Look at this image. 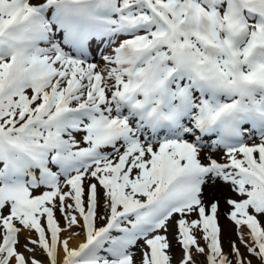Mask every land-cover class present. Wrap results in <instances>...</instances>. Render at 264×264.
<instances>
[{
  "label": "snow or ice",
  "instance_id": "6c2138e0",
  "mask_svg": "<svg viewBox=\"0 0 264 264\" xmlns=\"http://www.w3.org/2000/svg\"><path fill=\"white\" fill-rule=\"evenodd\" d=\"M0 165V264H264V0H0Z\"/></svg>",
  "mask_w": 264,
  "mask_h": 264
},
{
  "label": "rangeland",
  "instance_id": "374dc122",
  "mask_svg": "<svg viewBox=\"0 0 264 264\" xmlns=\"http://www.w3.org/2000/svg\"><path fill=\"white\" fill-rule=\"evenodd\" d=\"M31 3H43L45 2V0H30ZM50 16V13H49ZM98 45L94 42L92 45V51L94 55H97V57H99L98 53H96V49H97ZM94 62H96L100 68H103V61L100 59V57L98 59H95ZM100 68H98V70H100ZM79 139V137H77ZM211 143V141H209ZM258 142V141H257ZM217 157L219 158L220 156H222V152H217L216 153ZM1 166V165H0ZM63 178L61 177V180ZM46 188H40L37 189L33 192V195H39L41 192L46 191ZM227 211V207L226 205H224L223 200H221V214H220V219H219V226L222 229V244H223V250L225 251V253H228L230 251V244L235 243L238 247H240L241 251L244 252V247H243V243L241 242V236L244 238V240H247V230L246 229H237L236 226L229 221L226 216L224 215V212ZM102 214V213H101ZM56 216L58 219H60V213L57 212ZM194 218V217H192ZM61 224L63 225V221L61 220ZM77 232H79V229H76ZM26 235L28 236L29 233H26ZM26 235H21L20 236V244L23 245L26 243ZM33 238H35V235L32 234ZM64 236H67V233L64 234ZM79 238L83 239V236L81 234V236ZM72 241V240H71ZM70 241V242H71ZM201 246H203V241H200ZM29 247H31V245H29ZM22 250V249H21ZM27 255V254H26ZM35 256L37 259L39 260H43L44 257L42 255V253L37 250V252L35 253ZM172 256H173V261L172 264H179V261L181 259L182 256V252L181 249L179 247V245H176L174 243L173 245V249H172ZM248 258V257H246ZM252 259V264H260V261L255 259V258H251ZM193 260H194V264H204V257L200 256V255H195L193 256Z\"/></svg>",
  "mask_w": 264,
  "mask_h": 264
},
{
  "label": "bare ground",
  "instance_id": "6f19581e",
  "mask_svg": "<svg viewBox=\"0 0 264 264\" xmlns=\"http://www.w3.org/2000/svg\"><path fill=\"white\" fill-rule=\"evenodd\" d=\"M99 57H97V55H95V59H98ZM23 236L26 235V233L22 234ZM27 236V235H26ZM83 242L82 238H74L72 239V241L70 242V247H75L77 246L79 243Z\"/></svg>",
  "mask_w": 264,
  "mask_h": 264
}]
</instances>
